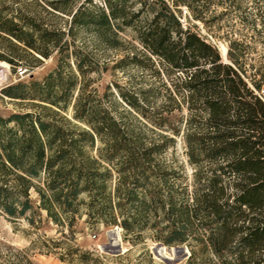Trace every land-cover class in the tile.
I'll list each match as a JSON object with an SVG mask.
<instances>
[{
	"label": "trees",
	"instance_id": "obj_1",
	"mask_svg": "<svg viewBox=\"0 0 264 264\" xmlns=\"http://www.w3.org/2000/svg\"><path fill=\"white\" fill-rule=\"evenodd\" d=\"M181 6L190 11L186 23ZM40 10L71 16L70 26L49 24ZM230 15L264 40V0H0V60L17 68L56 58L43 79L1 90L36 109L0 114V216L32 210L34 189L61 231L73 232L85 214L92 228L119 225L133 245L146 233L187 245L188 264H264V59L250 57L248 36L235 31L241 36L227 35L225 61L200 26L220 38L215 31ZM77 28L112 48H123L121 33L139 41L142 49L118 63L150 70L153 82L121 96L159 141L147 144L89 89L94 60L70 51ZM185 107L177 122L174 111ZM178 136L195 166L191 202L166 190L168 165L158 160ZM77 253L62 259L87 263L92 255Z\"/></svg>",
	"mask_w": 264,
	"mask_h": 264
},
{
	"label": "rangeland",
	"instance_id": "obj_2",
	"mask_svg": "<svg viewBox=\"0 0 264 264\" xmlns=\"http://www.w3.org/2000/svg\"><path fill=\"white\" fill-rule=\"evenodd\" d=\"M94 2L103 4V0H94ZM181 8L182 20L186 23V17L190 15V11L186 6ZM40 14L49 24L66 26L65 28L70 26L71 16L69 15L58 13L52 15L44 10H40ZM200 26L202 33L212 37V41L221 48L222 46L228 48L227 35L239 37L240 34L235 35V31L243 32L253 46L250 57L264 59V40L259 37L251 39L250 35L253 31L246 25H242L238 16L230 15L221 21L220 28L217 27L215 31L221 36L220 38H213L202 23ZM121 36L124 39L121 40L123 48L126 49L108 47L101 43L92 32L77 28L74 30V37H69L70 51L81 48L93 58L94 68L87 75L90 82L89 89L96 93L100 103L117 119L131 130L133 129L134 134L140 133L147 144L159 141L158 131H154L147 119L130 107L121 96L123 92L131 98L141 86L146 88L153 82L150 70H143L134 64L126 67L119 65L118 61L127 54L126 52L133 51L136 47L142 49L139 41L134 40L129 32L121 33ZM70 59L74 65V55H71ZM55 66L56 58L51 57L41 65L28 67L30 72L20 77L16 74L18 67L15 68L9 62L0 60V96L5 86L31 78L41 80ZM158 100V104H161L163 99L159 96ZM32 104L0 97V114L8 116L13 112L35 110ZM64 114L69 118L73 117V104ZM187 114L186 107L183 110L174 111L177 122L182 117L186 118ZM182 124L184 127L185 122ZM93 154H96V150ZM158 160L168 165L166 167L168 174L164 182L166 190L173 191L178 203L184 200V197L185 199L189 197L191 202L195 166L189 161L183 136H178L175 145L170 144ZM116 176L117 174L113 177L112 187L117 182ZM30 198L33 209L24 216L17 218L0 216V264H70L62 257L70 258L69 252L79 256L78 251H90L92 255L87 263L76 262L75 264H188L191 251L187 245L167 246L154 239L150 233H146L143 240L133 245L123 240V229L119 225L99 224L98 227L92 228L86 223L87 215L85 214L78 218L73 232L67 227L61 231V227L48 217L47 212L39 208V196L34 189L31 190ZM117 227H120L117 231L121 237L120 244L114 243L117 239L114 230ZM129 249L130 251L127 252Z\"/></svg>",
	"mask_w": 264,
	"mask_h": 264
},
{
	"label": "water",
	"instance_id": "obj_3",
	"mask_svg": "<svg viewBox=\"0 0 264 264\" xmlns=\"http://www.w3.org/2000/svg\"><path fill=\"white\" fill-rule=\"evenodd\" d=\"M218 49H219V51H220L221 56L223 57V55H222V53H221V47L218 46ZM227 53H228V48H227V50H226V57H223V59H224L225 61H228ZM119 229H120V227H117L116 230H114V232H116V237H117V239H116L115 242H114V243H116V244H120V242H121V237H120L119 234L117 233V231H118Z\"/></svg>",
	"mask_w": 264,
	"mask_h": 264
},
{
	"label": "built area",
	"instance_id": "obj_4",
	"mask_svg": "<svg viewBox=\"0 0 264 264\" xmlns=\"http://www.w3.org/2000/svg\"><path fill=\"white\" fill-rule=\"evenodd\" d=\"M29 70L30 69L26 66H19L16 74L20 77H23L30 72Z\"/></svg>",
	"mask_w": 264,
	"mask_h": 264
},
{
	"label": "bare ground",
	"instance_id": "obj_5",
	"mask_svg": "<svg viewBox=\"0 0 264 264\" xmlns=\"http://www.w3.org/2000/svg\"><path fill=\"white\" fill-rule=\"evenodd\" d=\"M226 50H227V47L226 46H222L221 53H222L223 57L226 56Z\"/></svg>",
	"mask_w": 264,
	"mask_h": 264
}]
</instances>
